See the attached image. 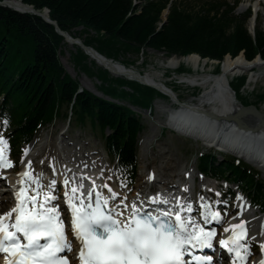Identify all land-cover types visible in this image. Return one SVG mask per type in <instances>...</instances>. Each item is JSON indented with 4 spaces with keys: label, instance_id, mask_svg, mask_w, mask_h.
Listing matches in <instances>:
<instances>
[{
    "label": "trees",
    "instance_id": "1",
    "mask_svg": "<svg viewBox=\"0 0 264 264\" xmlns=\"http://www.w3.org/2000/svg\"><path fill=\"white\" fill-rule=\"evenodd\" d=\"M4 1H19L39 12L48 9L50 20L60 30L71 35L81 28L86 46L128 67L137 63L130 61L131 55H144L148 49L166 57L195 54L219 63L226 56L235 59L240 54L249 62L257 56L264 59V31L257 29L254 36L249 33L251 12L235 15L237 0L234 5L205 0H198V5L176 0H139L140 5H134L133 0H0ZM168 5L169 14L163 22ZM64 44V37L41 17L0 6V116L12 127L13 143L17 147L31 140L66 106L69 112L65 116L71 112L78 123L89 121L101 132L109 155L117 159L120 175L131 180L137 167L141 121L127 106L80 91L79 81L67 74L60 62ZM73 60L77 69L97 79L100 90L113 99L147 110L157 97H164L151 87L112 78L81 49ZM183 71L188 70L182 67ZM245 82L246 77H241L231 86L244 105H251L249 96L241 93ZM257 99L264 101V93ZM199 162L203 172L242 184L255 201L264 203V183L244 162L236 164L235 158H229L217 163L207 154Z\"/></svg>",
    "mask_w": 264,
    "mask_h": 264
},
{
    "label": "snow or ice",
    "instance_id": "2",
    "mask_svg": "<svg viewBox=\"0 0 264 264\" xmlns=\"http://www.w3.org/2000/svg\"><path fill=\"white\" fill-rule=\"evenodd\" d=\"M7 147V140L0 137V168L12 167L5 155ZM19 175L28 177L29 172L23 171ZM56 175L53 168V175L47 182L43 181L42 175L35 178L32 195L26 187L19 191L13 189L15 207L0 215V256L4 264H70L67 256L62 255L72 251L69 236L78 241L79 264H214L213 255H195L194 250H213L216 231L201 225L210 222L209 215L211 221L219 222L218 212L201 213L200 208H193L190 197L183 205L179 203L180 198L172 197L173 204L163 194L150 190L143 194L142 200L149 209L143 211L133 202L129 218L122 220L121 206L123 209L129 207L127 198H119V193L107 183L101 186L107 189L105 196L94 181L81 173L79 181L75 175L62 180L66 205L63 211L70 213L64 218L59 206L61 197ZM86 180L90 181L87 191ZM18 183L24 184V180ZM194 212L204 217L199 223L192 218ZM13 214L14 223H6L13 219ZM230 230L231 236L227 240L221 239L219 245L229 254L231 264H237V260L246 262L252 253L250 246L241 243L247 235L245 222L224 229L225 232ZM260 249L264 255V244ZM259 264H264V259Z\"/></svg>",
    "mask_w": 264,
    "mask_h": 264
},
{
    "label": "rangeland",
    "instance_id": "3",
    "mask_svg": "<svg viewBox=\"0 0 264 264\" xmlns=\"http://www.w3.org/2000/svg\"><path fill=\"white\" fill-rule=\"evenodd\" d=\"M177 1L195 3V5H198L196 4L197 0H177ZM207 1H215V0H207ZM229 1L231 2V4H233V0H229ZM255 1L256 0H239V4L235 9V14L236 15L245 14L248 10L249 3H251V5L254 6ZM243 4L246 6V8L242 11H239L241 5ZM259 11H261V13L258 14L257 28H259V30L264 31V2L261 4V8L259 9ZM248 27L250 29V21ZM72 34H73L72 36L76 37L74 39L80 38L82 41H84L86 38V35L83 34L81 28L74 30ZM77 49L80 48L78 46H75L74 49H72L66 43L62 47L61 53L59 52V59L64 67L65 72L69 74L72 78L78 79L83 89L92 91L97 95H101L99 93L100 91L99 82L94 78L88 77L81 70L75 67L73 55L77 52ZM167 59L168 58L165 56L162 58L159 57L158 52L148 49L147 51H145L144 55L130 56V61L137 62L135 66L130 69L136 72L144 73L145 74L144 77L147 79L156 78L158 82L166 83L169 87H172L177 92L178 97L182 99H186L188 101L195 92V90L193 88L187 87L186 85H180V83L177 82V85L179 86V91H178L175 89L174 86L176 84L175 80H179V79H177L174 75H170V78H165L167 71L163 65ZM228 59L230 58L228 57ZM217 65H218L217 62L213 66L209 65L206 68V70L208 72H212L213 70H215ZM97 66L101 67L98 64ZM257 68H255L257 70L256 74H251V72L254 69L243 73V75L248 76V82L245 85L243 92L245 94H248L249 100L254 104H257V95L264 93V81H263L264 67H257ZM234 77H229V82H232ZM251 77H254L256 82L250 83L249 80L251 79ZM119 78H123V77H119ZM228 93L230 92L228 91ZM230 94L229 96L232 95ZM174 97H176L175 94ZM235 100L237 101V99ZM257 106L259 108V111L264 114V101L257 104ZM170 109H171V102L169 100H162V99H157L154 102L153 110L151 112L133 108V110H135L136 113L141 118V121L144 125V131L141 133L139 137L138 175H137V181L135 182V185L132 188L121 187L122 184L121 182L112 181L113 174L114 176L116 175L113 166V161L108 156L105 150L104 143L100 134L92 129L90 122H86L85 125L81 126L76 121L75 116H72L70 119L59 117L53 122L52 125L44 128L45 129L44 133L47 134L46 139L48 138L53 143L52 147L46 148V146L44 147L43 144L39 145L38 140L40 136L42 137L41 134L42 132L40 131L36 135L34 140L29 145L25 146L23 150L19 153V155H17L18 157L16 158V160L18 161V164L21 165L24 159L27 160V157L25 158V155L27 156L28 151L31 154L39 151V155L37 157L41 156L40 154H42L43 156L39 158L34 157L35 159L33 163L35 167L34 174L36 173L39 174L41 170L43 175L47 172L43 170V167H45V170H47L49 168V165L51 164L50 161L53 160H55V162L56 161L62 162V158H64L67 161L72 160L73 162L74 159L77 158L78 160L84 162L85 161L89 162L88 161L89 159L91 161L99 162L102 165L101 168H103V170L100 169L99 171H101L102 174L104 175H106L107 172L108 176L110 175L112 187L114 189H118V191L117 190L116 191L119 194L125 195L126 198L133 196L134 194L133 192H135L137 189L139 190V192L141 191L148 193L149 185L147 184V182H149V173L152 174L154 172L156 174L157 180L158 181L160 180V183L167 182L169 184L171 182V183H176L178 185H181L180 182L186 179L187 175L190 176V174L193 173L194 175L193 177H195V182L190 183L189 185L190 188L185 187L186 191L188 189V194H194V196H197V199L199 198L202 199L203 194L201 196H198L197 194L198 191L200 190L208 191L210 190V188L212 190L214 189V186L210 188L209 187L207 188V186H205L204 183L209 182L218 185L220 184V189L223 192H226L227 190L232 191L234 193V195L232 196V200L234 202L238 200V198H240V196L242 195L240 194V190L237 188V186H231L226 183H218V182L216 183L212 181V179H207L199 174L197 170L196 155L197 153L198 154L207 153V151H199L198 149L199 143L190 144L188 143V141H186V139H183L178 135L170 132V130L167 128L166 125V117ZM67 112L68 110L66 107H63L61 109L62 114H66ZM251 118L252 116L250 115L249 119ZM252 120L253 118L251 119V121ZM1 132H3L2 137L6 139L5 138L7 132L6 125L5 126L0 125V133ZM58 149L60 150L58 151ZM30 156L31 155H29L28 157ZM216 156L218 160H221L222 157L220 155L217 154ZM72 157H74V159ZM21 168L22 165L19 166L17 170L19 171L21 170ZM258 171L260 172L261 179L264 180V172H262L259 169ZM177 174L179 177H177L176 179H172L174 178L173 176ZM141 185L142 187H138ZM162 185H158L156 183L153 186L162 189L163 188ZM60 191L61 193H63V190ZM215 191H213L212 196L218 197L219 196L217 195L218 192ZM203 198H205V196ZM233 206L235 208L237 207V204H234ZM250 212L251 214L258 212V208L251 209ZM251 219H253L251 220L253 221L251 222V224L254 223L256 224V227L257 226L260 227L263 224L262 220L264 219V214L262 215L255 214V216H252ZM255 242L258 243L257 240Z\"/></svg>",
    "mask_w": 264,
    "mask_h": 264
},
{
    "label": "bare ground",
    "instance_id": "4",
    "mask_svg": "<svg viewBox=\"0 0 264 264\" xmlns=\"http://www.w3.org/2000/svg\"><path fill=\"white\" fill-rule=\"evenodd\" d=\"M262 1L264 0H256L254 3V7L255 10L258 12L259 9L261 8V4ZM11 8L19 11V12H25L26 10H30L28 7L20 5L19 3H13V5H11ZM246 8V6L243 4L241 5L239 11H242ZM46 17L48 16L47 12L43 13ZM70 38V39H69ZM76 37L68 34V39H66V43L68 44V46L72 49H74L75 46H78L80 48L81 44L80 42L76 41V39H74ZM74 41H72V40ZM78 39V38H77ZM87 52V51H86ZM87 54L90 56V58L92 60H95L96 63L101 66V67H105V68H109L111 71V74L115 77H125L127 79H131V80H136V79H141L143 82L145 83H153L156 84L157 86L161 87L164 91L170 93V91L172 92V90H170V88L167 87V85L164 82H157L155 79H147L145 77H140L138 75V72L132 70V69H128L120 64L114 63V62H108L103 58H100L98 55H95L92 52H87ZM159 57H164V54L162 53H158ZM216 64L215 61H202L199 57H197L196 55H189L186 57H170L166 60V62L164 63V68L166 69H176L180 66H190L193 65L196 67L202 65L203 69H206L209 65H214ZM257 67H264V60L260 59V58H256L255 60L249 62L247 61L242 55L235 58V59H228V57H226V59L221 63V68L222 71L221 73L217 76L214 84L211 86L210 90H207L204 95L201 96L200 98V102H212V101H220V104L217 105L218 108H222L223 111L233 114L235 116V118L237 120H239L240 123H243L245 125H236V127H234L235 131H237V133H240V135H242L243 137L246 138V140L244 141L245 145L251 146V145H258V144H263L264 145V137H255L252 138L251 136H248L249 133H251L250 129L251 128L253 133L257 132L261 129H264V114L262 112L261 115L258 116H253V120L251 121V119H249L250 115L244 111V109H242V107L240 106V104L237 103V101L235 100V98L233 97V95L229 96V87H230V82H229V77H234L236 75H241L247 71H251ZM210 71V70H209ZM208 80V77H205V79L203 80V82H206ZM264 81V79H263ZM194 82H196V80H194ZM250 83L256 82L254 77H251V79L249 80ZM173 93V92H172ZM174 94V93H173ZM101 96V95H100ZM176 116H183L186 118V120H189L190 123V127L194 128L195 125L197 126H202L204 127V132L205 133H209L210 131L215 133V135H232V131L231 128L226 126V124H224V126L222 128L219 129H215L214 126L212 125H208L206 124V121H209V118L204 114V112H202L199 109H185V111H179L177 113H175ZM189 125V124H188ZM48 139V138H47ZM242 141V140H240ZM49 142V141H48ZM243 142V141H242ZM48 144V143H47ZM58 147V146H57ZM42 150V149H41ZM60 149H58L59 151ZM29 155H31L30 157H28ZM39 155V151L31 154L29 151L27 152V160H25V164H24V168L22 169L21 172L25 171L26 168H29V170L32 167V162L34 161V157H37ZM42 155V154H40ZM74 159V157H72ZM87 158V157H86ZM89 159V158H88ZM57 160V158H56ZM89 162H83L81 160H78L77 158L74 159V161L72 162V160H65L64 158H62V162H55V160H53L52 164L54 165V169L55 172L58 173V175H56V179L58 182L61 181L62 177H67L69 179H71L73 177V175H75L76 180L79 181L80 179V174L83 173L85 174L87 177H89L91 180H94L95 177L97 176H103L104 178V174H102V172H98L100 169L103 170L102 165L99 162H95V161H91L90 159L88 160ZM29 162H31L30 166H29ZM162 162V161H161ZM69 164L70 167H69ZM86 168L84 167V165H86ZM16 167V163L14 168ZM13 168V169H14ZM48 168V167H47ZM9 169V168H7ZM43 170L45 171V167H43ZM21 172H17L13 177H10V179L8 180L10 183V187L14 186V185H20L18 182L20 180H24L25 184L23 185V187H26L29 189V192H31V194H34L28 185H27V178L26 177H21L19 174ZM38 172V171H37ZM153 174V173H152ZM32 175H34V171L32 170ZM31 175V179L33 178ZM155 177V176H154ZM154 177L151 178V182L153 183L154 181ZM174 178L172 179H176L178 176L175 175L173 176ZM42 179L44 182H47L50 177L43 175ZM60 179V180H59ZM8 181H4L0 183V188L2 186H6V183ZM34 181V180H33ZM180 181V180H179ZM108 180L107 177L105 176L104 179V183L108 184ZM85 183V182H84ZM162 183V182H161ZM160 183V184H161ZM2 184V185H1ZM33 184V182H32ZM164 186H166L167 182H163L162 183ZM172 184V189H178L179 186H177L175 183H171ZM207 186H214L213 183H209V182H205L204 183ZM203 184V185H204ZM34 186V184H33ZM58 186V184H57ZM142 186V185H141ZM140 186V187H141ZM35 187V186H34ZM69 188L72 187V184L70 183ZM214 187H219V185H215ZM182 190V189H181ZM6 191L0 192V195L4 196V201L7 204H11V198L6 195ZM70 191V189H69ZM118 191V190H117ZM104 193L105 196H107V189H104ZM137 196V192H134ZM184 194V193H183ZM182 194V195H183ZM191 195V194H190ZM121 197V196H120ZM135 198H132V200ZM243 201V199H239V201ZM191 201H193V195L191 196ZM123 213L126 211L125 209H122ZM236 210V209H235ZM235 210H233V213L235 212ZM1 213V211H0ZM70 214V213H69ZM257 214V213H255ZM249 217H247L246 215H241V217H237V220L232 222L231 225H229V228L231 229V226L234 224H239L241 221H244L245 223H247V227L246 231H247V235L245 236V239L247 241L250 242V248L254 249L256 247L255 243H253L252 241H250L249 237L250 234L252 233H257L260 236V240H259V244H264V232L262 231V227L258 228L256 226H253L251 224V220L248 219ZM253 220V219H252ZM262 220V219H261ZM263 222V220H262ZM232 234V232L230 231L229 235ZM251 263V261L249 260L248 264Z\"/></svg>",
    "mask_w": 264,
    "mask_h": 264
},
{
    "label": "water",
    "instance_id": "5",
    "mask_svg": "<svg viewBox=\"0 0 264 264\" xmlns=\"http://www.w3.org/2000/svg\"><path fill=\"white\" fill-rule=\"evenodd\" d=\"M8 7H11V5H13V3H17V2H15V1H6V2H4ZM19 4L20 5H23V6H26V7H28L30 10H26L25 11V13H32V14H34V15H37V16H41L48 24H51V25H53L56 29H57V31L60 33V35H62L65 39H68V35L65 33V32H63V31H61L60 29H59V27H58V25L55 23V22H53V21H51L48 17H46L44 14H42V13H39V12H37L36 10H34L33 9V7L32 6H27V5H24L23 3H21V2H19ZM46 12H49L48 10H46ZM70 39V38H69ZM72 40V39H71ZM72 41H74V40H72ZM75 42V41H74ZM80 42V41H79ZM81 46H82V48L85 50V51H87V52H92V53H94L95 55H98L93 49H91V48H88V47H86L84 44H82L81 43ZM197 57H199L200 58V56H198V55H196ZM100 58H102L101 56H99ZM201 59V58H200ZM204 61H207V60H204ZM110 62V61H109ZM107 69H109V68H107ZM110 70V69H109ZM246 111H251V110H254L252 107H250V108H246L245 109Z\"/></svg>",
    "mask_w": 264,
    "mask_h": 264
}]
</instances>
